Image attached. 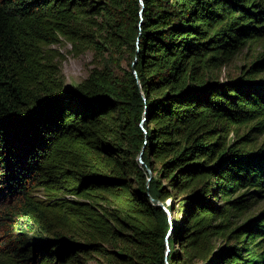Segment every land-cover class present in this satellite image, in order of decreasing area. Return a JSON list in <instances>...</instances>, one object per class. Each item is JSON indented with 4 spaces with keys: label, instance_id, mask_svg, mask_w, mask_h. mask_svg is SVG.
I'll return each mask as SVG.
<instances>
[{
    "label": "trees",
    "instance_id": "trees-1",
    "mask_svg": "<svg viewBox=\"0 0 264 264\" xmlns=\"http://www.w3.org/2000/svg\"><path fill=\"white\" fill-rule=\"evenodd\" d=\"M142 2L0 0V264H264V0Z\"/></svg>",
    "mask_w": 264,
    "mask_h": 264
},
{
    "label": "rangeland",
    "instance_id": "rangeland-1",
    "mask_svg": "<svg viewBox=\"0 0 264 264\" xmlns=\"http://www.w3.org/2000/svg\"><path fill=\"white\" fill-rule=\"evenodd\" d=\"M263 42H264V37L260 38L255 42H252L249 46L244 47L239 53H237L228 63L221 66L220 68L214 69V72L217 75L216 78L219 81H221L226 79L227 77H232L238 74L240 70V66L242 64L249 63L252 58H254L257 54L262 52ZM54 46L63 54V58L61 60V69L65 76V84H66L65 87L67 88V91L68 90L70 91L71 90L70 86L75 85L76 83L81 81L88 74L90 67L94 64L91 62V52L86 51L79 55H72L68 51L70 48V44L64 41L54 44ZM130 59H131V55L128 54L127 52H124V57L121 58L119 65L120 73H122L124 69L129 68L128 62L130 61ZM261 138L262 137H259L257 141L254 143V145L259 144ZM136 158L138 159V162L142 161V159L139 158V154L136 155ZM167 202L168 201H166V203ZM263 207H264V198L259 200L254 206H252L249 210L244 212V214H242L241 216L233 217V221L240 222L245 217L257 213L258 210H260ZM167 213L170 216V212ZM165 235L166 236H164V240H166V238L168 240L172 236V228ZM167 240L165 242V250L167 248L170 250V245L171 247H177V243L175 241L169 242ZM220 242H223L220 236H213L210 238L211 245H218ZM164 254H165L164 260L166 264H169L168 253H164ZM79 259L81 260L80 264H96V261L93 258H89V257L85 258L80 256ZM192 264H206V262L203 263V260L197 257L192 261Z\"/></svg>",
    "mask_w": 264,
    "mask_h": 264
},
{
    "label": "water",
    "instance_id": "water-1",
    "mask_svg": "<svg viewBox=\"0 0 264 264\" xmlns=\"http://www.w3.org/2000/svg\"><path fill=\"white\" fill-rule=\"evenodd\" d=\"M141 3H143L142 2V0H141ZM143 5V4H142ZM140 11H141V9H140ZM145 120V115H143V117H142V119H141V126H142V122ZM141 153H142V150L140 151V153H139V158L141 159ZM147 171H149V173H150V175H151V170H150V168H147ZM149 178H150V176H148V178H147V180H149ZM151 200H152V202L154 203V204H161V202L158 200V199H156V198H153V197H151ZM164 206V205H163ZM165 207V206H164ZM165 209L166 210H168L166 207H165ZM167 212H169V210L167 211ZM168 217H169V222H170V227H169V230H171V228H172V222H171V220H170V216H169V214H168ZM168 230V231H169ZM168 251H169V249L167 248L166 250H165V253H168Z\"/></svg>",
    "mask_w": 264,
    "mask_h": 264
}]
</instances>
